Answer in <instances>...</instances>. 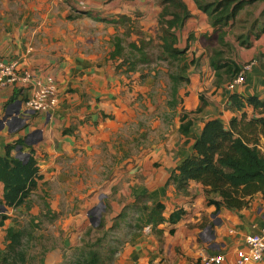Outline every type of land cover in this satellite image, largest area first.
<instances>
[{
    "label": "crops",
    "instance_id": "crops-1",
    "mask_svg": "<svg viewBox=\"0 0 264 264\" xmlns=\"http://www.w3.org/2000/svg\"><path fill=\"white\" fill-rule=\"evenodd\" d=\"M114 1H121L118 8L113 6V0H0V61L17 62L36 80L51 77L57 87V106L48 113L27 112L25 88L0 87V156L6 145L22 141L20 156L32 153L41 177L25 205L16 209L4 206L7 219L0 226V250L7 244L6 230L13 226L20 229L28 216L40 218L45 214L44 204L55 219L69 211L66 218L58 221L62 223L58 229L67 232L75 224L84 223L87 203L102 196L109 207L110 227L126 207L141 199L148 205L161 203L164 218L179 209L184 211L174 224L164 222L138 231L127 230L114 264H200L209 255H222V264H229L237 251L246 249L245 237L264 232V192L240 198L244 203L240 208H216L210 201L222 199L206 193L208 188L200 183L189 182L186 195L166 183L177 165L192 154L195 137L210 120H219L226 130L264 157V136L257 122L264 117V111L247 105L238 111L230 103L231 95L244 99L264 97V32L258 37L250 35L246 47L239 46L236 39L240 33L248 34L254 20L258 22L255 30L260 25L264 27V2L245 9L252 14L247 29H224L231 60L240 68L251 64L244 82L231 90L227 88L231 81L216 86L206 46L203 50L192 49L195 63L189 67L184 62L187 69L183 76L189 83L178 92L180 103L166 138L149 149L142 150L140 146L126 158L120 132L136 112L142 113L134 106L137 99L149 98L143 89L145 84L130 64L127 67V60L112 57L110 26L114 24L109 23L141 12V0ZM182 1L191 13L187 21H204L201 33L211 36L213 29L206 15L193 0L192 8ZM154 4L152 14L160 10ZM84 24L107 28L106 35L103 33L97 41L92 30L80 28ZM201 101L205 106L196 114ZM146 106L149 113L155 109L150 103ZM183 114H188L192 122L188 137L178 132ZM4 116L8 119L1 122ZM153 124L157 126L159 120ZM37 131L40 134H34ZM14 154L19 156L18 152ZM2 195L0 183V199ZM34 196L43 204L33 200ZM60 257L56 248L47 254L44 264H55ZM252 264H264V257Z\"/></svg>",
    "mask_w": 264,
    "mask_h": 264
},
{
    "label": "trees",
    "instance_id": "trees-1",
    "mask_svg": "<svg viewBox=\"0 0 264 264\" xmlns=\"http://www.w3.org/2000/svg\"><path fill=\"white\" fill-rule=\"evenodd\" d=\"M197 9L206 15L210 28L213 29L212 36L204 35L203 38L211 41L212 37L218 42V48L214 49L209 57V66L214 71V84L220 86L232 81L241 70L238 65L231 60L230 46L226 44L224 38L227 33L225 28L247 29L252 17L251 12L245 11L255 4L264 2V0H193ZM161 7L157 15V26L161 48L164 56L177 64V73L170 76L169 100L167 107L173 118L176 116V109L179 105L178 92L189 80L183 76L187 67L184 65L186 49L190 43L194 42V35L190 34L187 39L185 49L177 48L176 33L183 27L184 23L191 17L186 4L182 0H159ZM158 7V5H157ZM244 11V12H242ZM244 13V14H243ZM71 19V16L68 17ZM123 20V19H122ZM121 21L111 20L109 23L118 24ZM257 20L250 24L248 34L240 33L236 39L239 46H249L248 39L250 35L258 37L264 32V27L260 25L255 30ZM116 45L118 39H114ZM116 55H120V47L116 46ZM194 64L195 61L191 62ZM232 108L240 111L244 106H252L254 109L264 111V97L257 99L250 97L244 99L237 95L230 96ZM203 101L196 109V114L204 108ZM164 120H166L164 118ZM167 121V120H166ZM180 126L178 132L189 136V128L192 125L188 114L180 117ZM261 125V131L264 136V117L257 120ZM169 123L168 127L172 124ZM233 123V121H232ZM23 149V142L16 141L8 144L4 148V154L0 156V183L3 185V195L0 199V206L7 208H18L25 205L30 199L32 193L37 188V183L41 177L38 175V167L32 153L28 156H17V148ZM127 151L124 157H129ZM197 182L208 188L206 193L217 194L222 202L210 201V204L216 208L224 206L228 209L240 208L244 204L240 198L251 196L256 192H264V157L255 147H249L241 138L235 137L231 130H226L222 123L217 120L206 122L198 137H195L192 154L184 158L177 167L170 173L166 185H173L180 194H188L189 182ZM141 202V203H139ZM106 210L108 206L104 202ZM45 214H49L48 205L44 204ZM164 206L161 203H151L148 205L143 199L136 201L133 205L126 207L120 215L114 220L113 226L108 230L109 233L114 230H127L133 228L138 231L144 226L151 225L156 227L159 224L168 222L174 224L184 215V211L179 209L163 217ZM7 216L0 213V226ZM35 219L32 218L31 222ZM102 223V220H100ZM126 225V228L122 225ZM102 228V225H100ZM98 231L99 229H95ZM6 246L0 250V264H27L26 258L27 246L31 240V234L22 227L17 229L13 226L5 232ZM27 240L24 242V240ZM113 241L121 242L116 238ZM104 243V238L98 240L96 244L85 246L76 255L70 263L64 264H99L102 257L97 245ZM88 245V244H85ZM96 246V247H95ZM96 248V249H94ZM103 249V248H102ZM118 250L110 247L105 255L111 262L113 256ZM43 264V261H40Z\"/></svg>",
    "mask_w": 264,
    "mask_h": 264
},
{
    "label": "rangeland",
    "instance_id": "rangeland-1",
    "mask_svg": "<svg viewBox=\"0 0 264 264\" xmlns=\"http://www.w3.org/2000/svg\"><path fill=\"white\" fill-rule=\"evenodd\" d=\"M141 1H139L138 6V10L141 12L126 16L121 23L110 26L112 29L111 46L112 48L114 46L112 57L120 56L124 60H127V67L128 64H130V69L138 73L139 80L143 85L145 84L143 89L146 91L147 99L149 98L148 101L144 98L137 99V103L134 104V106H137L142 113L136 112L135 115L131 117V121H128V124H126L120 132L119 138L128 152H134L140 146H142L143 150L149 149L152 145H159V143L166 138V134L169 130V123L171 121L173 122L170 110L167 107V101L169 100L168 94L170 88L169 77L177 73V64L166 58L162 52L157 26V15L160 10H156L153 14L151 10L152 2L155 3L154 6L157 7L158 5V8L161 9L159 0H146L144 4ZM185 1L189 3V7H193L191 0ZM120 2L121 1L116 3L113 0L112 4L118 8ZM203 23L204 21H200L199 19H190L186 21L179 32H177L179 49H184L186 47L187 39L190 34L194 35L195 42H192L190 48L185 52V60L189 67L192 59L195 57L192 49H198V47H200V49L203 50L204 46H206L205 52L208 55L209 53L211 54L214 49L218 48L216 39L212 37L211 41H208L203 38L204 33H201V26ZM80 28L92 30V33L95 35L94 38L97 41V38L102 36L103 33L106 35L105 31L107 30V28L98 29L95 26L85 24L80 26ZM114 39H118L119 41L117 45L121 47L120 55H116L117 45ZM228 57L231 58L232 56L229 55ZM247 64L248 63H245L244 65ZM191 70L194 69L191 67ZM182 87L180 89H182ZM148 103H150L152 108H155L152 113L148 112L146 106ZM164 118L167 121L164 120ZM133 119H135V122L132 121ZM157 120H159V124L154 126L153 123ZM35 199L36 197L34 196L33 200ZM49 199L54 203L56 202L55 197L49 196ZM87 199L90 200L91 197H87ZM36 201L38 202V199H36ZM104 202H106L104 198L98 196L95 197L93 203H87L88 206L83 214L85 219L84 223L75 224L77 226L70 229V231L67 230V232L58 229L62 226V223H58V221L66 218L70 214L69 211L63 212V214H60L55 219V216L51 215L49 208V216L48 214H41L40 218H34L36 220L39 218L37 224L31 222L32 217L30 218L27 215V219L22 221L23 226H21L28 233H32L31 237H33L27 246V264H40L41 260L44 264V259L47 254L56 248L60 251L61 255L59 262L56 263H70L74 255L77 253L79 254L83 247L96 244L98 240H102L103 238L104 243H100L97 247L95 246L99 249L102 257L99 264H114L119 256L121 245H118V242L113 241V239L116 238L120 241L124 238V231L114 230L109 233L108 230L111 228V223ZM39 204L42 205L43 203ZM53 219L57 222L54 220L56 223H52ZM100 220H102V223H100ZM100 225H102V228ZM95 229L99 230L96 231ZM57 230L58 236H56ZM65 240H67V246L64 245ZM26 241L25 239L24 242ZM117 246L118 250L113 256V259L111 262L108 261L109 259H106L105 255L110 250V247L117 248Z\"/></svg>",
    "mask_w": 264,
    "mask_h": 264
},
{
    "label": "built area",
    "instance_id": "built-area-1",
    "mask_svg": "<svg viewBox=\"0 0 264 264\" xmlns=\"http://www.w3.org/2000/svg\"><path fill=\"white\" fill-rule=\"evenodd\" d=\"M251 64L243 65L237 76L227 85L233 89L235 85L242 84L245 74ZM13 86L22 87L27 90L28 98L24 105L30 113H48L57 106V87L51 77L44 81L33 79L30 72L19 68L15 61L4 63L0 61V87ZM246 249L236 252L235 259L229 264H252L262 260L264 257V232L261 234L245 237ZM222 255H209L201 260L200 264H222Z\"/></svg>",
    "mask_w": 264,
    "mask_h": 264
},
{
    "label": "water",
    "instance_id": "water-1",
    "mask_svg": "<svg viewBox=\"0 0 264 264\" xmlns=\"http://www.w3.org/2000/svg\"><path fill=\"white\" fill-rule=\"evenodd\" d=\"M7 119H8V116H4V117L2 118V120H1V122L6 121ZM34 134H40V132L37 131V132L34 133ZM17 152H18V154H19V156H20L21 153H22V152L20 151V147L17 148ZM17 156H18V155H17ZM5 212H6V208H5L4 206H0V213H5ZM64 245L67 246L68 243L65 241Z\"/></svg>",
    "mask_w": 264,
    "mask_h": 264
}]
</instances>
